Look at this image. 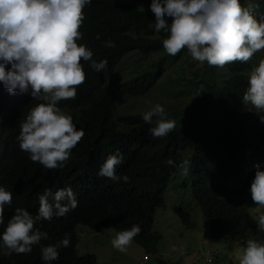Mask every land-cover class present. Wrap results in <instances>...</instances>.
<instances>
[{
  "label": "trees",
  "instance_id": "obj_1",
  "mask_svg": "<svg viewBox=\"0 0 264 264\" xmlns=\"http://www.w3.org/2000/svg\"><path fill=\"white\" fill-rule=\"evenodd\" d=\"M258 2V11L264 13V0ZM82 12L77 44L90 49L97 62L106 59L107 67L97 73L81 61L85 79L75 86V98L58 102L76 129L84 133L63 167L46 169L18 147L20 121L41 101L28 95L9 108L0 107L6 125L0 127V186L12 195L11 206L4 209L5 224L17 207L35 215L37 196L45 189L55 192L70 187L76 208L34 224L47 233L42 245L69 235L68 246L58 249L51 264H98L95 255L77 252L79 224L97 231L113 227L117 233L138 224L140 232L132 239L148 254L156 255L160 236L152 233L155 215L165 206L169 183L187 158L186 177L211 237L244 246L249 240L264 241L253 212L257 205L248 191L255 166L264 168V122L260 119L264 113L242 103L257 53L246 62L209 66L193 60L186 49L175 56L165 54L162 40L167 34L150 27L155 23L154 14L134 0H91ZM106 40L112 42L111 47L104 46ZM130 58L134 61L126 75L112 78L110 73ZM154 91L161 92L164 118L175 121L166 137L155 139L141 118L152 105L120 112ZM116 150L122 155L116 174L127 176V182H112L96 174L105 157ZM168 159L173 165L165 163ZM174 211L187 228L195 227L189 210L176 206ZM3 228L0 225V231ZM156 258L160 264H176L160 255ZM0 264H43L39 245L28 253L0 255Z\"/></svg>",
  "mask_w": 264,
  "mask_h": 264
},
{
  "label": "clouds",
  "instance_id": "obj_2",
  "mask_svg": "<svg viewBox=\"0 0 264 264\" xmlns=\"http://www.w3.org/2000/svg\"><path fill=\"white\" fill-rule=\"evenodd\" d=\"M91 0H0V107L9 108L28 95L41 101L30 108L19 123L16 141L29 159L46 169L62 168L70 151L83 136L71 117L57 106L61 100L74 99L75 86L83 83L85 74L81 61L95 72H104L107 60L98 62L93 52L83 44L78 28L84 19L82 9ZM258 0H150L148 9L154 14L153 27L167 35L162 40L165 54L175 56L181 49L198 62L222 67L226 63L249 61L264 49V13L258 11ZM170 18V21L169 19ZM99 39V36H97ZM111 47L112 42H103ZM242 103L249 110L264 113V59L248 73ZM0 111V127L3 123ZM159 103L141 114L149 125L152 138L166 137L175 121L164 118ZM264 122V115H260ZM122 163L119 150L105 157L97 176L112 182H127L118 176L116 168ZM173 165V161H165ZM185 161L184 174H188ZM248 191L254 204L264 208V168L255 166ZM35 215L24 208H15L4 221V209L11 206L12 195L0 186V255L28 253L39 245L43 264L58 257V249L67 247L69 235L54 244L42 245L47 233L34 224L53 217H62L77 206L70 187L55 192L45 189L37 196ZM257 230L264 233V214L256 220ZM140 232L138 224L118 232L111 245L125 251L132 238ZM239 264H264V241L249 240L239 258Z\"/></svg>",
  "mask_w": 264,
  "mask_h": 264
},
{
  "label": "rangeland",
  "instance_id": "obj_3",
  "mask_svg": "<svg viewBox=\"0 0 264 264\" xmlns=\"http://www.w3.org/2000/svg\"><path fill=\"white\" fill-rule=\"evenodd\" d=\"M141 7H148V0H134ZM258 61L264 59V49L257 52ZM134 58L125 61L114 69L110 76L119 78L130 70ZM160 91H154L146 97L132 101L120 109L121 113L145 109L162 100ZM153 99L155 102H153ZM185 161L187 168L189 160L183 158L178 172L172 177L167 192L165 206L157 209L152 233L160 236L156 240L158 253L148 254L142 245L132 239L131 243L121 252L115 249L110 241L117 232L113 227L94 230L86 225L77 226L79 255H95L98 264H160L156 258L160 255L164 260L176 264H239L244 245L238 241H226L211 237L210 228L205 221L201 209L191 192V180L184 174ZM188 183V185L185 184ZM182 206L189 210L194 228H187L174 207ZM256 218L264 214V208L257 205L253 210Z\"/></svg>",
  "mask_w": 264,
  "mask_h": 264
}]
</instances>
